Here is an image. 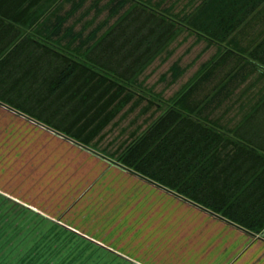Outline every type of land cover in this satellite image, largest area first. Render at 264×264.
I'll return each instance as SVG.
<instances>
[{"label": "crops", "instance_id": "obj_1", "mask_svg": "<svg viewBox=\"0 0 264 264\" xmlns=\"http://www.w3.org/2000/svg\"><path fill=\"white\" fill-rule=\"evenodd\" d=\"M64 1L69 7L62 14L69 10L72 1L80 0ZM85 1L67 20L65 28L71 27L68 21L84 7ZM204 1L132 0L129 10L141 5L175 24L176 33L160 51L166 50L181 26L196 35V41L206 43L201 50L206 55L200 64L201 74L186 90L190 91L191 105L197 107L193 115L230 137L232 132L228 130L254 114L255 126H260L255 137L259 134L262 137L264 0H242V23L228 35L223 29H196L187 25L185 16L192 15ZM257 2L260 3L252 7ZM20 30L22 34H34V28L20 27ZM47 45L73 57L53 41ZM84 52L80 59L73 58L85 62ZM22 57L14 60L20 61ZM173 66L179 68L175 79ZM170 71L171 82L183 75L179 60L173 62ZM205 84L213 86L198 99L197 93ZM232 99L238 102L240 117L230 125L226 116L230 108L227 104ZM40 129L51 131L0 102V227L31 226L28 236L33 243L54 242L53 228L57 225L72 227L74 235L81 237L78 239L110 243L118 253H105L109 257H128L141 260L142 264H264V230L258 234L249 232L125 167L129 172L106 170L103 160L87 156L67 142L46 139ZM100 134L83 146L92 145ZM247 143L264 147V142ZM262 159L257 155H242V172H230L231 178H242V194L245 190L264 193V185L253 181L264 175ZM222 160L225 158L220 157L219 161ZM211 167L213 172L222 170ZM257 235L260 237L254 238Z\"/></svg>", "mask_w": 264, "mask_h": 264}, {"label": "trees", "instance_id": "obj_2", "mask_svg": "<svg viewBox=\"0 0 264 264\" xmlns=\"http://www.w3.org/2000/svg\"><path fill=\"white\" fill-rule=\"evenodd\" d=\"M42 1L0 0V102L69 140L88 145L131 101L126 84L177 28L155 10L135 5L101 38L96 32L89 34L81 63L47 43L60 37L71 44L76 40L73 29L64 25L84 0L72 1L65 14L55 9L40 21L35 11ZM130 1L111 0V14ZM185 19L190 27L223 29L228 35L242 23V0H205ZM20 27L34 28V34H22ZM18 56L23 57L15 61ZM178 70L172 67L173 79ZM189 92L124 149L119 164L249 232L261 233L264 193L245 190L242 194V178L230 176L242 172V155H257L264 166V147L247 143L264 142V135L255 137L256 129L260 130L255 115L228 130L229 137L193 115L197 107L188 100ZM220 157L225 161L220 162ZM211 166L222 170L213 172ZM258 178L254 183L264 185V175Z\"/></svg>", "mask_w": 264, "mask_h": 264}, {"label": "rangeland", "instance_id": "obj_3", "mask_svg": "<svg viewBox=\"0 0 264 264\" xmlns=\"http://www.w3.org/2000/svg\"><path fill=\"white\" fill-rule=\"evenodd\" d=\"M109 4L110 0H86L84 7L67 23L74 30L76 40L68 45L66 40L58 38L53 40V43L73 57H81L87 46L88 35L91 32H97L98 39L101 38L133 5L131 2L117 14L111 15ZM68 7L69 4L64 0H44L35 11V15L41 21L47 18L53 9L63 12ZM196 38V35L191 34L189 30L180 27V33L166 47L170 54L166 50L157 53L138 75L126 84L132 93L133 100L121 110L92 145H80L52 131L46 133L40 129L39 132L46 139L67 142L70 146H77L76 148L85 155L103 160L106 170L129 172L119 165L118 158L121 153L171 107L173 102L201 74L200 64L206 59V55L203 56L201 50L206 43L196 41ZM176 60H179L184 73L177 81L171 82L170 68ZM211 86L213 84L203 85L202 90L197 93V98L201 99L209 88H212ZM237 104L238 102L233 99L227 104L230 107L226 116L229 120L227 124L237 123L240 117ZM31 230V226L0 227V264H96L97 261L102 264L114 262L115 264H142L141 260L128 257L122 259H116V256L109 257L105 253L108 254L111 251L118 253V250L110 246V243L78 239L81 237L74 235L75 228L72 227L55 226L53 228L54 242L50 243L31 242L28 236ZM257 237L260 235L254 236V238Z\"/></svg>", "mask_w": 264, "mask_h": 264}, {"label": "snow or ice", "instance_id": "obj_4", "mask_svg": "<svg viewBox=\"0 0 264 264\" xmlns=\"http://www.w3.org/2000/svg\"><path fill=\"white\" fill-rule=\"evenodd\" d=\"M96 264H102V262H100V261H97V262H96Z\"/></svg>", "mask_w": 264, "mask_h": 264}]
</instances>
